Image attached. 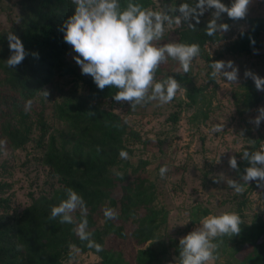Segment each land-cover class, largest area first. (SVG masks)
<instances>
[{
  "label": "trees",
  "instance_id": "16d2710c",
  "mask_svg": "<svg viewBox=\"0 0 264 264\" xmlns=\"http://www.w3.org/2000/svg\"><path fill=\"white\" fill-rule=\"evenodd\" d=\"M139 2L146 7L152 4V0ZM72 11L71 0H0V15L8 20L7 26L0 27V143L13 149L21 147L29 139L33 125L28 111L23 110L25 101L36 98L56 74L72 76L68 94L58 105L59 116L66 124L61 134L63 141L59 146L52 144L41 157L61 184H51L50 192L38 196L30 193L29 203L16 212L10 199L2 196L10 183L0 181V264H66L63 257L72 246L98 255V264H177V247L172 250L174 260L168 247L146 245L164 234L168 210L156 201L154 183L140 174L139 166L118 155L120 149L127 150L126 141L135 139L137 134L101 103L102 98L112 97L116 89L97 88L90 75L77 72L65 60L70 45L63 41L59 28ZM208 19L202 15L195 28L186 24L176 30L175 42H195L200 46L197 57L205 63L207 82L192 85L186 91L188 101H172L174 109L165 118L169 123L177 121L182 107L195 103L204 86H216L215 79L208 76L211 61L258 47L260 30L251 38L232 40L210 55L204 44L216 40L218 33L205 35ZM8 32L19 36L25 49L23 60L13 68L5 61L10 55ZM263 89H251L252 105L260 100ZM160 143L157 138V146ZM255 145L261 144L256 141ZM68 187L83 197L86 212L75 210L72 223L50 219V207L65 198ZM243 204L244 200L237 201L239 212ZM105 208H112L116 215L106 219ZM97 217L102 220L101 225L97 224ZM81 219L87 220L90 238L101 244L99 252L79 239L75 228ZM124 222L130 223L129 235L137 246L133 262L126 260L122 251L104 244L109 233L118 238L126 236ZM217 239L224 241L225 236L215 238V243ZM239 244H248L250 249L241 258L236 257L234 264H264V221L256 222L250 238Z\"/></svg>",
  "mask_w": 264,
  "mask_h": 264
},
{
  "label": "rangeland",
  "instance_id": "374dc122",
  "mask_svg": "<svg viewBox=\"0 0 264 264\" xmlns=\"http://www.w3.org/2000/svg\"><path fill=\"white\" fill-rule=\"evenodd\" d=\"M168 3L177 2L152 0L148 7L158 10ZM210 14L211 10H206L203 15L210 18ZM220 20L229 27L227 31L217 32L216 40L205 42L204 47L210 55L232 40L251 38L260 30L258 47L220 57L222 60H232L238 69L237 80L227 81L217 76L216 86L213 87L211 83L204 86L192 106L180 109L175 123L165 119L174 109L172 101H188L186 91L192 85L207 82L205 63L197 56L191 61L188 73H183L178 63L170 58L159 64L154 79L172 75L180 85L174 98L167 104L150 101L130 105L127 101L116 102L112 97L101 100L104 107L116 112L137 134L135 139L125 143L126 159L139 166L140 174L154 183L156 201L168 210L164 234L159 240L147 242L146 245L151 244L156 249L168 247L175 260L172 250L177 247L179 237L197 227L202 217L225 211L240 214V231L230 237L225 236L224 241L217 239L213 257L206 264H234L236 257L241 258L250 249L248 244L239 243L250 238L251 227L256 222L264 221V184L255 181L243 184L241 181L243 190L236 193L224 181L214 179L223 175L239 180L240 173L249 163L241 159L243 150L258 151L264 145V119L258 127L252 122L258 109L264 107V89L260 91V100L252 105L251 89L256 86L251 76L244 75L246 70H250L264 77V0H250L246 15L241 19L228 21L227 15L222 14ZM7 24L8 20L1 14L0 27ZM182 25L186 26V23L167 26L160 43L175 42L176 30ZM74 55L69 46L65 60L81 73ZM71 79V75L56 74L44 89L47 97L41 91L32 100L28 111L33 122L32 131L21 147L13 149L0 143V181L10 183V188L2 196L10 199V206L16 212L29 203L30 193L38 196L50 192L51 184L55 187L61 184L41 157L52 144L59 146L63 141L61 134L66 124L59 116L58 105L67 96ZM218 124L223 125L221 130L213 131ZM157 138L161 141L159 146L156 144ZM256 141L261 145H255ZM230 156L236 157L237 169L229 167ZM161 166L167 169L164 176L159 174ZM240 200H244L241 212L237 209V201ZM96 219L97 224L101 225L102 220L99 217ZM124 230V238L109 233L104 237V244L122 251L123 257L133 262L137 246L130 238L129 222H124ZM73 248H69L63 257L66 264H98L100 259L92 251H78L71 255Z\"/></svg>",
  "mask_w": 264,
  "mask_h": 264
},
{
  "label": "clouds",
  "instance_id": "9594fccd",
  "mask_svg": "<svg viewBox=\"0 0 264 264\" xmlns=\"http://www.w3.org/2000/svg\"><path fill=\"white\" fill-rule=\"evenodd\" d=\"M250 0H180L168 3L160 9L142 5L139 0H71L73 11L61 23L63 41L72 48L73 59L82 74L90 75L96 87H114L116 91L112 99L116 102L127 101L130 105L157 101L159 104L169 103L180 87L172 75L164 79H154V73L159 64L170 58L179 65L183 73H188L190 63L200 52V46L195 42L160 43L169 25L186 23L189 28H195L200 17L206 10H211L210 18L204 26V33L213 36L217 32L227 31L229 25L220 20L222 14L237 20L246 15ZM220 21V22H218ZM10 55L6 64L14 67L24 56L25 49L19 36L13 32L7 33ZM37 55V53H33ZM208 76H217L227 81H236L238 69L232 60L217 59L209 64ZM245 76H251L256 88L264 87V77L246 70ZM42 95L47 97V91ZM32 100H26L24 111H29ZM264 119V107L258 109L253 123L258 127ZM223 125H216L213 131H220ZM118 155L126 159L128 153L120 149ZM241 159L249 163L240 173L239 180L214 177L224 181L234 192L240 193L243 182L255 181L264 184V145L258 151L247 148L241 153ZM228 165L237 169L236 157L230 156ZM167 169L161 166L159 174L164 176ZM119 175V172L116 173ZM79 209L86 212L83 197L71 187L65 189V198L50 207L49 218H58L61 223H72V213ZM106 219L113 218L116 213L112 208H105ZM241 217L234 211L209 214L200 219L197 227L186 232L178 239L177 264H206L214 254L217 244L214 239L222 236H232L240 231ZM80 240L86 241V246L101 250V244L92 240L87 231V220L81 219L75 228ZM79 251L73 248L71 255Z\"/></svg>",
  "mask_w": 264,
  "mask_h": 264
}]
</instances>
